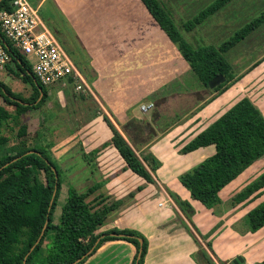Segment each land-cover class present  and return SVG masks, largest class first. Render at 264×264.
Masks as SVG:
<instances>
[{
	"label": "crops",
	"instance_id": "crops-1",
	"mask_svg": "<svg viewBox=\"0 0 264 264\" xmlns=\"http://www.w3.org/2000/svg\"><path fill=\"white\" fill-rule=\"evenodd\" d=\"M47 1L39 0L38 5ZM53 4L65 21L54 30L43 20L58 40L67 37L64 42L78 53L80 63H75L91 92L46 86L42 106L62 119L55 130L53 156L66 172L65 180L80 193L98 186L95 194L121 200L99 231L132 229L142 234L148 244L142 264H206L203 251L213 264L263 261L264 225L251 231L245 217L264 201V191L237 204L231 199L264 171V155L220 190L221 202L212 208L192 198L179 176L216 150L214 144L188 152L183 147L239 99L250 98L264 115V52L253 53L242 67L233 66L230 84L214 90L198 79L142 0H53ZM2 74L5 79L0 81H12V72ZM179 100H185L186 107L175 111V119L162 126V110ZM151 102L155 104L151 112H143L141 105ZM104 115L129 143L124 125L130 120L150 121L155 133L141 138L145 143L136 139V152H151L160 161L154 182L127 167L111 142L113 132ZM169 190L190 203V217ZM136 251L129 241L109 240L82 264H131ZM235 258L241 260L234 263Z\"/></svg>",
	"mask_w": 264,
	"mask_h": 264
},
{
	"label": "trees",
	"instance_id": "trees-1",
	"mask_svg": "<svg viewBox=\"0 0 264 264\" xmlns=\"http://www.w3.org/2000/svg\"><path fill=\"white\" fill-rule=\"evenodd\" d=\"M229 1L214 0L193 18L186 20L184 28L187 31L192 30ZM142 2L169 38L177 44L183 57L205 86H208L209 80L219 73L226 76L225 82L216 86L214 90L226 87L234 77L232 67L224 54L264 23L263 10L259 16L246 22L220 44L193 46L178 31L174 19L161 0ZM6 43L10 47L12 58L7 67L13 73L20 72V75L22 74L32 85L33 96L24 98L15 94L2 81L0 95L6 102L17 107V114H22L26 108H39L47 96L46 86L36 78L32 64L26 56L12 48L7 39ZM39 87L42 88L43 96L38 100ZM8 118L10 114L0 107V149L11 140L4 132V123ZM104 119L113 132L111 142L124 158L127 167L147 181L154 182L153 173L160 166V161L151 152L140 151L137 154L136 149H139L137 140L140 139V143H145V140L132 136L133 132L137 136L144 132V122L130 120L124 125L123 132L131 144L108 116L104 115ZM20 129L19 141L11 144L7 152L0 153V264H71L88 252L98 238L100 240L92 252L74 264H82L104 242L114 239H123L135 245L137 251L131 264H142L148 247L147 240L142 234L132 229L112 228L99 231L110 213L121 204V200L108 201L109 198L103 194H95L93 200H88L98 186L80 193L74 186L69 185L59 221L56 223L53 221V209L62 184L61 171L41 144L27 145L23 138L27 133V127ZM209 144L215 145V153L182 173L179 180L192 198L212 208L221 202L220 190L264 155V115L250 98L243 97L199 132L182 151H192ZM29 150L35 151L28 152ZM41 171L45 175L43 183L32 178V175ZM263 191L264 171L237 192L231 202L240 203L251 195L256 196ZM168 193L187 217H190L192 208L190 203L173 191L169 190ZM245 221L251 231L264 225V201L247 213ZM42 231L41 239L35 244ZM203 255L206 264H213L212 258L206 252L203 251ZM258 264H264V260Z\"/></svg>",
	"mask_w": 264,
	"mask_h": 264
},
{
	"label": "rangeland",
	"instance_id": "rangeland-1",
	"mask_svg": "<svg viewBox=\"0 0 264 264\" xmlns=\"http://www.w3.org/2000/svg\"><path fill=\"white\" fill-rule=\"evenodd\" d=\"M166 9L171 13L178 31L181 35L193 46H198L202 44H220L222 41L229 38L238 28L244 25L251 19L259 16L264 10V0H230L221 9L215 12L213 15L209 16L202 24L195 26L192 30L187 31L183 24L186 20L193 18L200 10L212 3L214 0H161ZM30 2L37 6L39 0H30ZM39 12L41 17L47 22V24L55 30L56 24L60 21H65L62 14L59 13L54 8L53 0H48L42 6H39ZM63 19V20H62ZM58 38V37H57ZM67 37L59 36V40L66 47L67 51L71 55L74 61L80 63L78 53L72 48H69L68 43H65ZM264 52V24H262L258 29L253 31L248 37L242 42L238 43L235 47H232L227 53V60L231 67H242L251 61V56L259 55ZM27 59V58H26ZM9 64V63H8ZM1 73H11L10 69H0ZM12 81L7 83V85L12 89L15 94L21 95L24 98H32L33 89L32 85L26 81L20 72H12ZM3 80V74L0 76ZM192 94H187L186 98H191ZM190 102V99H187ZM46 103L45 105H47ZM57 104V103H53ZM43 105V104H42ZM40 106L39 108H26L22 114H17V107L14 104L6 102L0 95V107L10 114V118L4 123L5 134L11 137V140L2 146L0 153L3 154L7 152L15 142L19 141L18 133L21 131L20 128L27 127V133L23 138L26 140L27 145L34 146L41 144L49 152L51 158L57 163L53 156V151H56L54 141H56L55 135H57V125L61 122V116L48 113V109L45 106ZM56 106V105H55ZM186 107L185 100L180 101L174 106L166 107L162 110L164 119H160L162 126H166L168 123L175 119V111L180 108ZM45 110L47 111L46 113ZM151 110L147 112L149 114ZM166 114V115H165ZM156 115V114H155ZM16 117V119L14 118ZM62 120V119H61ZM156 120V118L154 119ZM144 122L145 130L140 136L142 139L149 138L151 134L155 133V129L149 127L147 123ZM159 123V122H158ZM151 124V123H150ZM152 126V124H151ZM122 129V127L120 126ZM151 133V134H150ZM140 140V139H139ZM59 167V166H58ZM61 171L62 184L59 189V193L56 199V204L53 209L52 218L56 223L59 221L62 206L67 198V189L69 185L74 186L70 181L65 180L66 172ZM33 180H37L40 183L45 182L44 172L32 175ZM97 193V192H96ZM95 193H93L88 200H93ZM114 200L113 198L108 199V201ZM198 251L195 255H197ZM198 258V255L196 256Z\"/></svg>",
	"mask_w": 264,
	"mask_h": 264
},
{
	"label": "built area",
	"instance_id": "built-area-1",
	"mask_svg": "<svg viewBox=\"0 0 264 264\" xmlns=\"http://www.w3.org/2000/svg\"><path fill=\"white\" fill-rule=\"evenodd\" d=\"M6 39L29 57L44 86H73L76 92H91L84 73L41 17L39 5L30 0H0V69H7L12 60ZM154 106L153 102L142 104L141 110L147 112Z\"/></svg>",
	"mask_w": 264,
	"mask_h": 264
},
{
	"label": "water",
	"instance_id": "water-1",
	"mask_svg": "<svg viewBox=\"0 0 264 264\" xmlns=\"http://www.w3.org/2000/svg\"><path fill=\"white\" fill-rule=\"evenodd\" d=\"M34 80H35V82H36V79H34ZM225 80H226V76H225L224 74H222V73H219V74H217L216 76H214L213 78H211V79L209 80V82H208V87L211 88V89H213V88H215L216 86H218L219 84L225 82ZM39 90H40V96H39L38 100L43 96L42 88L39 87ZM12 98H13V97H12ZM16 100H18V101H20V102H23V101H21L20 99H17V98H16ZM25 103L28 104V102H25ZM147 125H148L149 127L152 128V126H151V124H150L149 122L147 123ZM34 151H35V150H29L28 152H34ZM54 169H55V168H54ZM55 192H56V190L54 191L53 198H54ZM53 198H52V200H53ZM46 225H47V222H46V224H45V226H44V228H43V231H44ZM43 231H42L41 235L39 236V238L37 239V241H36L35 244H37V243L39 242V240L41 239V236H42V234H43ZM99 240H100V238H98V239L96 240L95 244L93 245V247H92L88 252H86V253L83 254L82 256L78 257V258H77L75 261H73L71 264H74V263H76V262L81 261V260H82L84 257H86L90 252H92L93 248H94L95 245L99 242ZM140 241H142V239H140ZM35 244L32 246V248H34ZM238 260H241V259H240V258H235V259H234V263H237Z\"/></svg>",
	"mask_w": 264,
	"mask_h": 264
}]
</instances>
